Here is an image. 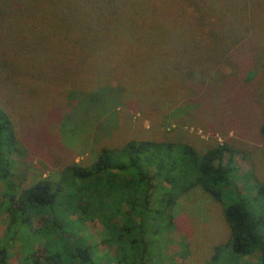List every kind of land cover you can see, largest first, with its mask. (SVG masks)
Here are the masks:
<instances>
[{"label": "rangeland", "instance_id": "obj_1", "mask_svg": "<svg viewBox=\"0 0 264 264\" xmlns=\"http://www.w3.org/2000/svg\"><path fill=\"white\" fill-rule=\"evenodd\" d=\"M181 1L186 2L138 4L136 19L146 27L160 25L167 37L157 54L121 48L122 40H130L126 35L110 39L109 49L106 43L96 50L71 49L68 30L77 25L70 24L62 7L68 4L0 0V107L18 142L10 158L13 196L40 180L59 181L65 166L90 165L102 148L132 140L189 144L199 153L226 144L236 153L238 191L254 194L257 182L264 185V138L259 135L264 123V0H187L193 13ZM120 4L115 0L112 5ZM69 5L79 14L88 9ZM105 5L98 4V14ZM125 18L119 14L117 21ZM51 31L53 41L47 36ZM210 31L211 47L197 54L193 66L204 65L213 75L203 83L183 81L180 73L170 77V68L160 64L189 62L182 48ZM222 53L216 67L212 60ZM6 189L0 179V193ZM250 208L254 218L263 216L264 196L254 195ZM49 218L34 219L31 232L50 227ZM173 222L172 230L156 226L157 232L149 234L150 264L257 259V254L235 256L227 246L212 261L214 248L228 243L230 229L223 205L199 186L179 197ZM12 227L10 212L2 211L0 250H7L9 264H27L32 251L42 252L43 243L33 244L34 236L20 233L9 242ZM78 234L89 235L97 252L114 255L113 247L101 245L97 221L80 226Z\"/></svg>", "mask_w": 264, "mask_h": 264}, {"label": "trees", "instance_id": "obj_2", "mask_svg": "<svg viewBox=\"0 0 264 264\" xmlns=\"http://www.w3.org/2000/svg\"><path fill=\"white\" fill-rule=\"evenodd\" d=\"M119 2L120 6L116 7L112 5L115 0L55 2L68 4L62 7L71 16L70 24L77 25L68 30L69 47L96 50L106 43L109 49L110 39L126 35L130 40H122L121 48L129 46V49L160 54L161 41L167 40L162 27H146L136 19L138 4H155L156 0H117ZM181 2L188 4L187 0ZM102 3L106 4L105 10L98 14L96 8ZM69 4H82L78 10L80 7L88 9L85 14H79L72 11L74 6L71 8ZM189 5H186L187 10L193 13ZM122 13L126 18L119 22L117 17ZM129 16L132 20L126 21ZM211 34L212 31L205 37L193 39L182 48L189 62L170 61L160 65L170 68V72L167 69L170 77L180 73L183 81L205 82L215 71L211 72L204 65L193 66V62L199 61L198 53L211 47L208 38ZM47 36L54 40L52 31ZM224 55L212 60L216 67L220 66ZM259 135L264 138V123L260 125ZM17 143L12 121L0 107V179L7 186L6 191L0 193V214L5 210L11 215L14 231L11 230L13 235L9 242L20 233L22 237L34 236L33 244L43 243L42 252L32 251L27 264H150L147 252L153 242L149 234L157 232L154 231L156 226L172 230L173 210L179 197L197 186L223 205V215L230 229L228 243L214 248L212 261L215 262L228 246L235 256L257 254L255 261L238 264H264V215L254 218L250 208L254 195L264 196V185L257 182L254 194L238 191L233 180L237 175L236 153L226 144L199 153L189 144L132 140L120 147L102 148L90 165L73 162L65 166L59 181L40 180L13 196L9 171ZM8 192L12 196H8ZM4 202H8L6 208L2 206ZM40 215L50 216V227H44L39 233L31 232L34 219ZM96 221L102 227L101 245L114 248L112 257L107 252H97L96 243L88 242L89 235L78 234L80 226ZM7 257V250H0V264H9Z\"/></svg>", "mask_w": 264, "mask_h": 264}]
</instances>
